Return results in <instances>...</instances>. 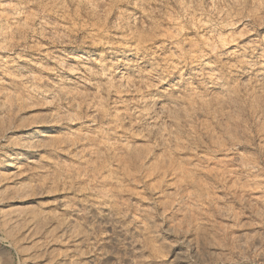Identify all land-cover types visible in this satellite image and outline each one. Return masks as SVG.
I'll return each instance as SVG.
<instances>
[{
    "label": "rangeland",
    "instance_id": "obj_1",
    "mask_svg": "<svg viewBox=\"0 0 264 264\" xmlns=\"http://www.w3.org/2000/svg\"><path fill=\"white\" fill-rule=\"evenodd\" d=\"M31 263L264 264V0H0V264Z\"/></svg>",
    "mask_w": 264,
    "mask_h": 264
},
{
    "label": "bare ground",
    "instance_id": "obj_2",
    "mask_svg": "<svg viewBox=\"0 0 264 264\" xmlns=\"http://www.w3.org/2000/svg\"><path fill=\"white\" fill-rule=\"evenodd\" d=\"M27 128V127H26ZM235 250V249H234ZM32 264V263H31Z\"/></svg>",
    "mask_w": 264,
    "mask_h": 264
}]
</instances>
